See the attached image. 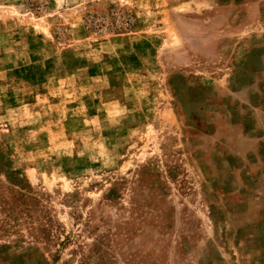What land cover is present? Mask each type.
<instances>
[{
	"label": "rangeland",
	"instance_id": "1",
	"mask_svg": "<svg viewBox=\"0 0 264 264\" xmlns=\"http://www.w3.org/2000/svg\"><path fill=\"white\" fill-rule=\"evenodd\" d=\"M0 264H264V0H0Z\"/></svg>",
	"mask_w": 264,
	"mask_h": 264
}]
</instances>
